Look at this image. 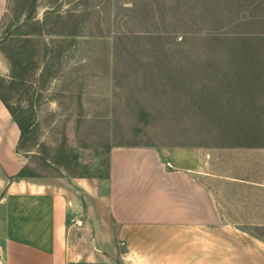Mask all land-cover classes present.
I'll use <instances>...</instances> for the list:
<instances>
[{
  "label": "rangeland",
  "instance_id": "1",
  "mask_svg": "<svg viewBox=\"0 0 264 264\" xmlns=\"http://www.w3.org/2000/svg\"><path fill=\"white\" fill-rule=\"evenodd\" d=\"M0 95L34 182L103 179L114 147L224 146L230 107L264 129V0H6Z\"/></svg>",
  "mask_w": 264,
  "mask_h": 264
},
{
  "label": "crops",
  "instance_id": "2",
  "mask_svg": "<svg viewBox=\"0 0 264 264\" xmlns=\"http://www.w3.org/2000/svg\"><path fill=\"white\" fill-rule=\"evenodd\" d=\"M20 136L0 98L3 264H264L238 227L264 225V145L114 147L105 178L53 186L16 178Z\"/></svg>",
  "mask_w": 264,
  "mask_h": 264
},
{
  "label": "trees",
  "instance_id": "3",
  "mask_svg": "<svg viewBox=\"0 0 264 264\" xmlns=\"http://www.w3.org/2000/svg\"><path fill=\"white\" fill-rule=\"evenodd\" d=\"M241 42H243L242 46V52L249 53L251 47H247V42L252 40L250 38H240ZM258 63H253L254 67H257ZM258 74H256L257 77ZM0 98L2 99L1 95ZM3 103L5 104L6 108L10 112L11 116L13 117L14 121L17 123L21 136H20V142L25 134L27 128L23 123H21L19 120L15 118V114L11 107H9L6 102L2 99ZM250 110L252 111V114L248 116L247 120L243 119L244 110L237 111L234 108H228V111H231L232 118L235 120L234 123L228 125V130L226 131V136L230 138V142H228L224 146L228 147H259L264 145V142H262V139L264 138V129L262 125V121H260V117L255 116L257 111L259 110V106L257 103H253L250 107ZM262 114V113H261ZM225 115V114H224ZM226 123V122H225ZM227 124V123H226ZM227 126V125H226ZM25 168L16 176V178L21 177H28L27 174H25Z\"/></svg>",
  "mask_w": 264,
  "mask_h": 264
},
{
  "label": "built area",
  "instance_id": "4",
  "mask_svg": "<svg viewBox=\"0 0 264 264\" xmlns=\"http://www.w3.org/2000/svg\"><path fill=\"white\" fill-rule=\"evenodd\" d=\"M69 206L70 207L72 206L71 203H69ZM72 225L73 226H76V227H82L83 226V221L82 220H76V219H74L72 221ZM0 264H3V256H2L1 253H0Z\"/></svg>",
  "mask_w": 264,
  "mask_h": 264
}]
</instances>
